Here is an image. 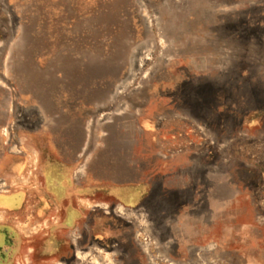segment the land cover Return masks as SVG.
I'll return each mask as SVG.
<instances>
[{
  "label": "rangeland",
  "instance_id": "rangeland-1",
  "mask_svg": "<svg viewBox=\"0 0 264 264\" xmlns=\"http://www.w3.org/2000/svg\"><path fill=\"white\" fill-rule=\"evenodd\" d=\"M50 162L140 187L92 264H264V0H0V264Z\"/></svg>",
  "mask_w": 264,
  "mask_h": 264
},
{
  "label": "crops",
  "instance_id": "crops-1",
  "mask_svg": "<svg viewBox=\"0 0 264 264\" xmlns=\"http://www.w3.org/2000/svg\"><path fill=\"white\" fill-rule=\"evenodd\" d=\"M47 164L45 165L47 168L55 165L60 168L54 171L53 176H46L41 169L42 166L31 172L39 179L45 194L38 198V205H33L25 192L23 200L19 204L16 201L13 204L16 207L9 204L11 200L2 201L1 212L18 214L22 211L24 218L27 215H37L39 221L37 226L41 228L39 234L32 233L34 225L32 222L27 224L24 219L22 237L16 226L9 225L10 230L15 233L14 235L8 232V238L13 241L10 248V252L13 253L12 261L17 262V259L21 258L22 264H92L102 256L104 250L107 254H112V246L115 243L112 241L113 235L110 230L100 228L104 221L110 219L106 216L109 214L100 210L113 207L125 211L137 207L143 200L140 187L136 184L95 186L86 171L80 176L83 169L78 164L70 166L62 162ZM95 187L106 190L108 194L106 199H96L90 195ZM127 194L133 196L134 204L129 205L131 203L125 201ZM96 208L99 209L97 213ZM28 230L27 236L25 233ZM79 254L85 263L80 262Z\"/></svg>",
  "mask_w": 264,
  "mask_h": 264
},
{
  "label": "bare ground",
  "instance_id": "bare-ground-1",
  "mask_svg": "<svg viewBox=\"0 0 264 264\" xmlns=\"http://www.w3.org/2000/svg\"><path fill=\"white\" fill-rule=\"evenodd\" d=\"M42 171L44 172V174L47 176H53L55 174V170L52 168H47L45 165H42L41 167ZM127 200H125L127 203H133L134 202V198L131 194H127Z\"/></svg>",
  "mask_w": 264,
  "mask_h": 264
}]
</instances>
